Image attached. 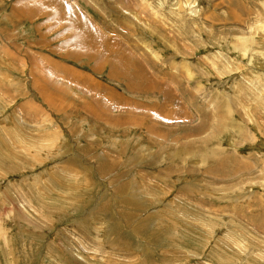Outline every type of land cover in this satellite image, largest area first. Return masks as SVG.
I'll use <instances>...</instances> for the list:
<instances>
[{"label":"rangeland","instance_id":"374dc122","mask_svg":"<svg viewBox=\"0 0 264 264\" xmlns=\"http://www.w3.org/2000/svg\"><path fill=\"white\" fill-rule=\"evenodd\" d=\"M0 31V264H264V0H0Z\"/></svg>","mask_w":264,"mask_h":264},{"label":"bare ground","instance_id":"6f19581e","mask_svg":"<svg viewBox=\"0 0 264 264\" xmlns=\"http://www.w3.org/2000/svg\"><path fill=\"white\" fill-rule=\"evenodd\" d=\"M241 7V6H240ZM214 170H216V169H214Z\"/></svg>","mask_w":264,"mask_h":264},{"label":"crops","instance_id":"0c3cea01","mask_svg":"<svg viewBox=\"0 0 264 264\" xmlns=\"http://www.w3.org/2000/svg\"><path fill=\"white\" fill-rule=\"evenodd\" d=\"M6 13H7V12H6ZM6 13H5V14H6ZM0 32H1V31H0Z\"/></svg>","mask_w":264,"mask_h":264}]
</instances>
